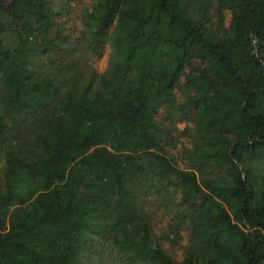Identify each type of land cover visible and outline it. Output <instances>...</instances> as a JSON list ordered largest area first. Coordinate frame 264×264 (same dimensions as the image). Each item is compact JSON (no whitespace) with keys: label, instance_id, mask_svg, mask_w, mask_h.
<instances>
[{"label":"trees","instance_id":"16d2710c","mask_svg":"<svg viewBox=\"0 0 264 264\" xmlns=\"http://www.w3.org/2000/svg\"><path fill=\"white\" fill-rule=\"evenodd\" d=\"M0 264H264V0H0Z\"/></svg>","mask_w":264,"mask_h":264},{"label":"rangeland","instance_id":"374dc122","mask_svg":"<svg viewBox=\"0 0 264 264\" xmlns=\"http://www.w3.org/2000/svg\"><path fill=\"white\" fill-rule=\"evenodd\" d=\"M107 60H108V54H106L102 59L96 60L92 63L95 65V67L98 68L99 71H103V70H105ZM177 258H179V257H177Z\"/></svg>","mask_w":264,"mask_h":264}]
</instances>
